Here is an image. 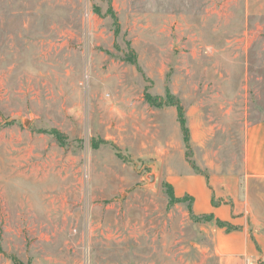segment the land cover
<instances>
[{
	"label": "rangeland",
	"instance_id": "rangeland-1",
	"mask_svg": "<svg viewBox=\"0 0 264 264\" xmlns=\"http://www.w3.org/2000/svg\"><path fill=\"white\" fill-rule=\"evenodd\" d=\"M262 119L264 0H0V264H211L167 177Z\"/></svg>",
	"mask_w": 264,
	"mask_h": 264
},
{
	"label": "crops",
	"instance_id": "crops-1",
	"mask_svg": "<svg viewBox=\"0 0 264 264\" xmlns=\"http://www.w3.org/2000/svg\"><path fill=\"white\" fill-rule=\"evenodd\" d=\"M242 136L237 173L206 177L184 165L167 177L176 197H192L195 215L212 214L233 226L213 227L211 264H264V119L246 123Z\"/></svg>",
	"mask_w": 264,
	"mask_h": 264
},
{
	"label": "trees",
	"instance_id": "trees-1",
	"mask_svg": "<svg viewBox=\"0 0 264 264\" xmlns=\"http://www.w3.org/2000/svg\"><path fill=\"white\" fill-rule=\"evenodd\" d=\"M154 99L155 98H152V101ZM171 100H172V102L169 101L168 103L169 104H174L176 106V108H177V118H178V122H179L180 127H181V131H182V134H183V140H184L186 149L188 150L189 149L188 128L186 126V120H185V117H184V113H183L182 107L178 104V102H177V100L175 98L172 97ZM149 101H151V100H149ZM158 104H161V103H158ZM188 157H189V155L187 154V158ZM188 162L191 165V167H192V169L194 170L195 173L202 174V175H204V176L207 177V175H208V172L207 171H203L202 172L200 170V168L197 167L195 165V163L191 159H189ZM167 187L169 189L168 196H169V198H170L171 201H182V200L188 199V200H190L192 202V197H190L189 195H184L182 197H176L174 195L173 188H172V186L169 183H167ZM212 203L215 204V201L212 200ZM188 210L192 214L191 203L188 206ZM199 217L200 218H203L205 220H213V215L212 214L200 215ZM214 221H215V223L218 226H225L229 230L233 228V226L230 225L227 222H224V221H221V220H218V219H215Z\"/></svg>",
	"mask_w": 264,
	"mask_h": 264
},
{
	"label": "built area",
	"instance_id": "built-area-1",
	"mask_svg": "<svg viewBox=\"0 0 264 264\" xmlns=\"http://www.w3.org/2000/svg\"><path fill=\"white\" fill-rule=\"evenodd\" d=\"M247 264H248V262H247Z\"/></svg>",
	"mask_w": 264,
	"mask_h": 264
}]
</instances>
